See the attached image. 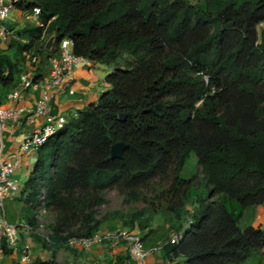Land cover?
Returning <instances> with one entry per match:
<instances>
[{"label": "trees", "instance_id": "trees-1", "mask_svg": "<svg viewBox=\"0 0 264 264\" xmlns=\"http://www.w3.org/2000/svg\"><path fill=\"white\" fill-rule=\"evenodd\" d=\"M34 7L42 27H23L0 49V99L31 70L30 54L46 66L63 39L76 57L111 69L109 88L36 153L24 184L23 201L34 210L41 199L53 217L50 248L99 231L103 192L130 205L169 179L155 191L166 242L183 229L191 200L198 209L193 230L177 246L165 242L163 257L264 264V229L252 226L264 208V0H28L24 8ZM120 114L129 115L123 123ZM117 142L128 145L122 161L110 159ZM192 155L200 187L181 176ZM145 206L131 214L130 228L148 227L153 203ZM116 263L134 264L125 256Z\"/></svg>", "mask_w": 264, "mask_h": 264}, {"label": "built area", "instance_id": "built-area-1", "mask_svg": "<svg viewBox=\"0 0 264 264\" xmlns=\"http://www.w3.org/2000/svg\"><path fill=\"white\" fill-rule=\"evenodd\" d=\"M19 0H0V49L3 48L9 37L13 36L12 30L6 26L13 8H17ZM40 11L34 7L28 12L27 20L33 25L42 27L38 20ZM14 38V37H12ZM73 41L63 39L57 45L56 55L49 60L48 78L33 81L34 70L20 77L18 87L7 95L8 106H0V264L3 259L2 243L5 242L8 249L17 244V230L21 229L28 235H35L50 244L49 234L42 235L45 227L47 212L42 202L32 211V219L35 225L23 223L20 226H9L4 221V202L22 191V182L16 177V171L20 168L22 158L27 154H36L46 142L66 125L68 119L77 117L73 113L70 118L62 115H52L49 103L55 97L66 94L71 90V77L81 62L87 61L73 54ZM36 58L30 62L36 64ZM42 91L41 97L35 101L34 109L20 107L19 104L28 98L29 91ZM41 121L36 128H32L24 134L21 145L16 151L5 154L4 136L9 137L25 126H32L35 121ZM188 231L185 226L178 233L169 235L166 242L168 246H177ZM66 245L73 250L89 251L92 247L107 245L111 248L122 247L125 249L128 259L134 264H145L148 257L161 251L162 246H154L145 249L142 237L139 233L118 229L93 234L89 238L69 239ZM169 264L176 260L172 254L168 255ZM17 264H33L31 248L24 245L18 254ZM72 264V263H69Z\"/></svg>", "mask_w": 264, "mask_h": 264}, {"label": "crops", "instance_id": "crops-1", "mask_svg": "<svg viewBox=\"0 0 264 264\" xmlns=\"http://www.w3.org/2000/svg\"><path fill=\"white\" fill-rule=\"evenodd\" d=\"M19 14L21 15V12H19ZM16 16L19 17L18 11L16 13ZM16 23H18V21L14 22L15 25ZM14 26L8 27L12 30V33L22 28L16 27V29H13ZM5 49L6 47L4 45L1 50ZM47 67L48 65L44 66V68L40 71V78H48ZM110 72V68L93 62L84 61L78 64L71 77V90L68 93L55 97L51 100V102L49 103L51 108L50 113L52 115H62L66 118H70L73 113L82 111L87 106L96 103L99 96L109 88V86L105 83V77ZM13 90L14 88L9 89L4 93L3 98L0 99V106L6 107L9 105L6 100V97ZM41 95V90L29 91L28 98L22 101L19 106L25 107L30 110L34 109L35 101L38 100ZM39 124H41L40 120L35 121L34 124L30 127L25 126L22 129L17 130L11 137L5 135L3 139L5 154H10L16 151L17 148L21 145L24 134L32 128H36ZM35 160L36 154L30 153L25 155L22 158L20 168L16 171V177L22 182L23 189L19 195H15L10 200L6 201V208L8 210V213L4 215V221L6 225L15 227L20 226L23 223L35 225V221L31 217L33 210L31 209L30 202L23 201L26 196V194H23L25 186L24 184L31 172V168ZM49 217L51 216L49 215ZM252 226L254 228L264 229V209L262 207L256 209V216L254 218ZM18 234L19 236L23 237V241L18 242L17 240V244L10 249V254H8L7 256H3L2 264H11L12 261H15V264H17L20 249L24 245L29 243L30 239L26 238V235L28 236V234H26L22 230L18 231ZM48 234L50 239L51 232H48ZM33 237L37 243H40L41 248L44 242V245H46V247L50 249L49 252L51 253L53 259L55 258V254L58 253V251L65 250V254L69 257L67 258V264H117V257L125 256L128 258L125 249H123L122 247L111 248L107 245H96L92 247L89 251H82L70 249L65 243L64 246L62 245L55 249H51L49 246L50 244H47L42 238L38 236L35 237L34 235ZM37 237L38 239H36ZM144 248L149 249L145 246ZM43 254H46V251H44L43 253H37L35 249H32V263H34L36 260H39L41 262H53L52 260L43 259ZM168 255L165 258L162 256L160 251L159 253L148 257L145 264H169ZM176 260L177 261L174 264H182L183 261L185 264V260L183 258H178ZM53 264L55 263L53 262Z\"/></svg>", "mask_w": 264, "mask_h": 264}, {"label": "rangeland", "instance_id": "rangeland-1", "mask_svg": "<svg viewBox=\"0 0 264 264\" xmlns=\"http://www.w3.org/2000/svg\"><path fill=\"white\" fill-rule=\"evenodd\" d=\"M192 3H195V0H191ZM28 3V0H26L25 4H23L21 7L13 8L9 15V22L6 23V26H14V22H17L16 25L14 26L13 29H16V27H27L30 25H33L29 20H27V15L28 12L25 10V5ZM21 5V4H20ZM25 11H24V10ZM18 11L19 17L16 16V13ZM21 12V15L19 14ZM21 28V29H22ZM14 37V38H12ZM9 37L8 39L15 40V32L13 33V36ZM48 43V42H47ZM53 45V42H52ZM51 45V47H52ZM50 47V49H51ZM49 49V50H50ZM46 51H49L45 48ZM52 53L56 52V48L54 47ZM35 55V54H34ZM33 55L30 54L29 57L36 58V64H32L31 62V70H34L33 72L36 71H41L46 62L38 58L36 56L32 57ZM48 65V64H47ZM108 68V67H107ZM30 70V71H31ZM109 74V73H108ZM107 74V75H108ZM100 97V96H99ZM182 178L184 179H191L193 180L194 183L197 184L198 187L200 185L198 183H201L202 179V173H201V168L198 165L196 158L194 155L190 156L187 164L185 165L182 173H181ZM154 183H157L153 188L150 186L146 189H142L140 193V197L143 199V201H140L138 203H132L130 205H125L123 203V197H121L117 191L115 190H110V191H105L101 194V196L107 201V203L99 208L96 209V219L101 222V226L99 228L100 232L104 231H115L118 229H124V230H129L132 232L139 233L143 239V245L146 248H152L154 246H162L167 239V235L165 231L167 230V215L162 212V209L159 206V201H156L155 199V191L157 189H160L161 183H169V179H163L161 181H155ZM206 192L203 189H200L198 191V197L199 198H205ZM210 202L215 201V197H212L209 199ZM208 200V201H209ZM41 201V199H40ZM145 202L147 203H153V207L148 209L146 213V217L144 219H147L149 221L148 227L141 232L138 228H130L129 227V221H130V216L132 213L137 212L145 208ZM261 208V207H257ZM256 208V209H257ZM263 208V207H262ZM197 209H198V203L195 202V200H191L187 204V211L185 214H183L182 221L180 222V225L182 228L187 226L188 231H192V226L194 224V217L197 215ZM264 209V208H263ZM4 212L5 214L8 213V210L6 208V201L4 202ZM255 216H256V210H255ZM198 217V216H197ZM252 217V214H251ZM250 217V218H251ZM255 218V217H254ZM45 227L43 229L42 235H48V232H51V226L53 222V217H45ZM21 229L17 230V240L23 241V237L19 236L18 231ZM27 239H30L28 245L30 246L31 250L35 249L37 253H43L46 251V254H43L42 258L43 259H48L52 260L55 264H67V258L68 255L65 254V250H60L58 253L55 254V258L53 259L51 256V253L49 252V248L46 247V245L41 248L40 243H37L33 237V235H26ZM72 256V255H71ZM73 257V256H72ZM166 258V257H165ZM47 261V260H45ZM177 260L171 262L170 264H174ZM262 262L264 263V256L262 259ZM11 264H15V261ZM184 264V261L183 263ZM186 264V263H185ZM244 264H251V263H244Z\"/></svg>", "mask_w": 264, "mask_h": 264}, {"label": "water", "instance_id": "water-1", "mask_svg": "<svg viewBox=\"0 0 264 264\" xmlns=\"http://www.w3.org/2000/svg\"><path fill=\"white\" fill-rule=\"evenodd\" d=\"M53 40L50 39L46 45V49L49 50L52 45ZM129 115L126 114H120L119 115V121L125 122ZM128 148V145L122 142L114 143L110 148V159L112 161H122L123 160V154Z\"/></svg>", "mask_w": 264, "mask_h": 264}]
</instances>
